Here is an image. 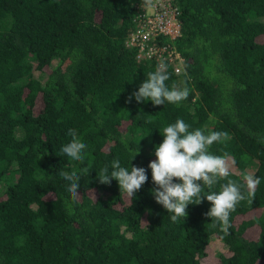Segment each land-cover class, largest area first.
I'll return each mask as SVG.
<instances>
[{
  "label": "trees",
  "instance_id": "16d2710c",
  "mask_svg": "<svg viewBox=\"0 0 264 264\" xmlns=\"http://www.w3.org/2000/svg\"><path fill=\"white\" fill-rule=\"evenodd\" d=\"M172 2L181 34L157 44L174 60L138 58L127 42L146 0H0V264H205L213 238L227 246L220 264H264V0ZM161 62L187 99L128 102ZM178 118L229 134L209 151L228 154L244 192L245 175L261 180L228 235L206 198L179 222L154 199L148 165ZM69 129L87 145L83 161L61 152ZM114 159L146 169L133 198L97 178ZM60 171L81 176L75 198Z\"/></svg>",
  "mask_w": 264,
  "mask_h": 264
},
{
  "label": "clouds",
  "instance_id": "9594fccd",
  "mask_svg": "<svg viewBox=\"0 0 264 264\" xmlns=\"http://www.w3.org/2000/svg\"><path fill=\"white\" fill-rule=\"evenodd\" d=\"M146 3H151V0H146ZM169 79L167 64L161 62L154 72L148 73L138 91L128 98V102L134 97L137 103L151 101L154 106H159L164 105L166 101L179 104L187 99L190 94L187 84L182 82L180 86L174 83L169 87L166 83ZM161 133L163 140L155 147L156 159L148 165L156 186L152 189L155 201L168 213H172L173 222H179L181 218L185 220L186 209L188 205L194 204V199L198 201L195 204H199L206 198L211 207L205 215L211 218L212 227L219 223L224 235H228L231 227L230 214L236 211L242 201L253 202L255 189L261 182L260 178L251 174L244 176L247 192L242 190L239 183L228 179V154L214 155L209 151L213 143H222L229 138L225 131H205L202 128L190 130L189 124L178 118L164 127ZM68 135L71 141L61 148V152L73 160L83 161L87 145L75 129H69ZM82 171L87 173L88 169ZM59 175L70 182L68 191L73 198L78 196V181L81 176L76 171H60ZM97 178L101 184L118 181L120 192L123 191L129 198H133L146 183L148 176L144 167L131 165L129 169L122 167L119 159H114L111 171L106 165L100 170ZM222 179L227 182L220 184V190H212ZM205 187L208 191H205Z\"/></svg>",
  "mask_w": 264,
  "mask_h": 264
},
{
  "label": "built area",
  "instance_id": "2783aa9c",
  "mask_svg": "<svg viewBox=\"0 0 264 264\" xmlns=\"http://www.w3.org/2000/svg\"><path fill=\"white\" fill-rule=\"evenodd\" d=\"M152 7L148 8L145 3L146 11L140 15L138 28L131 33L127 40L130 46H137V57L158 55L159 58H169L174 60L173 51L168 55L164 52L167 50L166 46L158 45L157 39L160 36L169 35L172 38L181 34V24L178 18L177 6L172 0H151ZM150 4V3H148ZM179 63L182 58L177 54ZM181 66L176 65V71H180Z\"/></svg>",
  "mask_w": 264,
  "mask_h": 264
},
{
  "label": "rangeland",
  "instance_id": "374dc122",
  "mask_svg": "<svg viewBox=\"0 0 264 264\" xmlns=\"http://www.w3.org/2000/svg\"><path fill=\"white\" fill-rule=\"evenodd\" d=\"M159 0H156L158 2ZM147 7L151 8L152 3L148 4ZM264 37V36H263ZM228 162H232L231 159H229ZM253 172V170H251ZM3 185V183H0V187ZM5 186V185H4ZM227 250V246L221 239L213 238L212 241H210V245H208V256L205 258L204 262L205 264H220L219 262V253L225 252Z\"/></svg>",
  "mask_w": 264,
  "mask_h": 264
}]
</instances>
